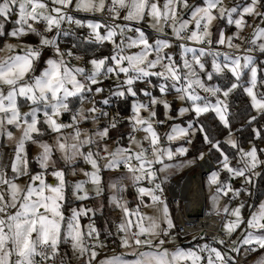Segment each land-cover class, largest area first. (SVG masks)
I'll use <instances>...</instances> for the list:
<instances>
[{
    "label": "snow or ice",
    "instance_id": "obj_1",
    "mask_svg": "<svg viewBox=\"0 0 264 264\" xmlns=\"http://www.w3.org/2000/svg\"><path fill=\"white\" fill-rule=\"evenodd\" d=\"M80 13L97 18H77ZM145 22L154 36L142 30ZM228 28L234 30L225 35ZM246 28L252 29L247 39ZM61 35L76 37L71 47L61 45ZM243 44L248 46L241 53ZM133 48L138 50L128 51ZM0 52L5 53L0 57V137L3 145L15 141L10 152H0V264H241L233 254L254 253L259 255L252 264H264V198L247 203L258 180L264 181V147L257 143L264 141V123L257 124L264 120V75L259 74L264 72L259 59L264 56V0H232L230 5L163 0L162 6L158 0H0ZM186 53H192L190 59ZM206 57H211V71ZM216 78L222 82L208 83ZM112 79L110 96L126 102L142 92L147 102L133 99L127 116L119 106L112 115L98 108L97 103L111 102L104 92L105 81ZM153 88L161 95H153ZM170 90L182 102L178 108L166 98ZM237 94L248 98L243 111L233 108ZM64 113H70V123L58 121ZM84 122H91V129L82 128ZM234 123L251 129L254 138L247 148L234 137L240 130ZM125 124L127 146L121 147ZM165 126L163 135L158 133L157 127ZM137 132L143 133L140 139ZM50 133L51 142L44 140ZM164 141L180 144L173 148ZM26 144L38 149L31 158L35 170ZM81 160L91 170L79 168ZM207 160L216 165L205 183L211 210L220 217L219 235L204 243H199L203 236H194L195 248H181L173 244L177 224L165 185L176 172ZM77 171L87 179L70 183L68 175ZM89 183L91 190L85 188ZM105 184L111 190L107 204L120 210L118 218L104 215V203H83L101 197ZM129 187L138 201L134 208L119 195ZM74 200L79 207H71ZM97 213L103 217L99 225L92 219ZM82 217L88 223L82 225ZM109 241L132 249L135 259L107 254Z\"/></svg>",
    "mask_w": 264,
    "mask_h": 264
},
{
    "label": "rangeland",
    "instance_id": "obj_2",
    "mask_svg": "<svg viewBox=\"0 0 264 264\" xmlns=\"http://www.w3.org/2000/svg\"><path fill=\"white\" fill-rule=\"evenodd\" d=\"M224 2H225L226 5H230L231 2H232V0H224ZM158 3L162 6V4H163V0H158ZM79 15H81V17L77 16V18H81V19H84V20H90V19H93V20H94V19L97 18L94 14H90V13H80ZM184 18H187V17L185 16ZM215 23H216V22H214V24H215ZM252 23H253L252 20L249 19V24H252ZM62 27H64V28H68L69 25H68V24H64V25H62ZM141 27H143L142 30L145 31L146 34H148V35H150V36H154V35H155V33L153 32V30H152L150 27L147 26V22H145L144 24H142ZM190 27H192V25H190ZM212 30L215 31V28L213 27ZM233 30H234V28H228V29L226 30V32H225V35L230 34ZM166 31H167L168 33H170L171 30H170V29H166ZM251 31H252L251 28H246V29L244 30L243 35L245 36L246 39L250 37V33H251ZM168 38L171 39V36L169 35ZM116 39H117V42H119L118 37H117ZM30 42L35 43V38H34V37H31V38H30ZM234 42H236V43H240V41H238V40H235ZM186 43H188L189 46H191V47H195V48H198V47H200V46H203V47H206V48L209 47V45H207V44H204V45H196V44L193 43V42H186ZM214 46H215V47H214ZM247 46H248L247 44H243V45H242L241 53L243 52V48H244V47H247ZM211 47L218 49L220 52L233 51V50H231V49H228L226 46L212 45ZM137 50H138V49L133 48V49H129L128 51L133 52V51H137ZM165 51H169V50H165ZM171 52H172V54H173V58H174L175 60H179V51H178V49H177L176 47H173V48L171 49ZM252 54H253L254 56L258 55L257 53H252ZM4 55H5L4 52H0V57H3ZM51 55H52V53L49 51V52L47 53L45 59H46L47 57L51 56ZM185 55H186V58H189V59H190L191 56H192V53H186ZM150 58H151V57H150ZM202 59H207L208 64H207V69H206V70H207V71H211V57H206V58H202ZM259 59H260V60H264V56H261ZM219 60L222 61V60H223V57H222V56L219 57ZM73 62H74V63H73ZM71 63H72V64H77L78 62L75 61V60H72ZM259 74L264 75V72H261V73H259ZM202 79L207 80L206 76H205V77H202ZM106 81H107V83H108L109 86L112 85V84H114V82H115L114 79H112V80H106ZM106 81H105V82H106ZM221 82H222V81H221V79H219V78H216V79H214V80H212V81H208V83H213V84H220ZM137 83H139V82H137ZM142 86H143V85H142ZM151 91H152L153 95H156V96H160V95H161V94L159 93V89H158V88H153V89H151ZM197 91H198L199 94L202 95V96L207 95L206 93H203V92H202L201 90H199V89H198ZM143 95H144V94H143ZM243 95H244V94H243ZM107 96H110V95H107ZM174 97H175V93H174L172 90H170L169 93L166 95V98L172 103L173 107L178 108V107L181 105L182 102L179 101V100H175ZM244 97H245L246 100L248 101V98L246 97V95H244ZM96 98L99 99V100L101 99V97H96ZM133 99H135V100H139V101H142V102H147V98H146V97H145L144 99H142V98H138V97L132 98V100H133ZM209 99L214 100V98H212V97H209ZM132 100L130 101V105H131V103H132ZM248 102H249V101H248ZM76 106H79V105L77 104ZM87 106H88V105L85 104V107H87ZM161 108H162V106H161ZM26 110H27V106L22 107V109H21V111H26ZM112 114H113V113H111V115H112ZM252 114H253V115L255 114V111H254V110L252 111ZM38 115H41V116H42V114H40V113H38ZM142 115H146V113H142ZM161 118H162V117H161ZM58 121H59V122H64V123H70V122H71V121H70V113H64V114H62V115L58 118ZM174 122H175V123H180V121H179L178 119H177L176 121H174ZM103 123H104V118L101 117V119H100V124L103 125ZM241 123H242V122H241ZM181 126H184V125L181 124ZM42 127H43V126H42ZM81 127H82V128L91 129L92 125H91V122H84V123L81 124ZM233 127H234L235 129H240V124L233 125ZM244 129H246V128L240 129L239 131H234V133H233L234 137H236V138L238 139V134H239V132H241L242 130L244 131ZM249 129H250V128H249ZM166 130H167V126H165V127H157V131H158V133H160L161 135H163V133H164ZM250 130H251V129H250ZM68 131H71V129L65 130V132H68ZM16 135L18 136L19 134L17 133ZM52 135H54V134L50 133L49 135L44 136L43 139L46 140V141L51 142V141H50V136H52ZM142 135H143L142 132L139 133L138 136H137V139H140ZM126 138L128 139V137H126ZM222 138H223V137H221V139H222ZM252 138H254V137H252ZM127 139H125V141H123V142L121 143V147H125V146H127ZM238 140H239V139H238ZM240 141H241V140H240ZM247 141H248V140H246V141L243 142V146H244L245 148H247V147L249 146V145L247 144ZM14 143H15V141H9L7 145H3V138L0 137V145H3V146H0V152H4V151H8V152H10V151H11V147H12V145H13ZM108 143H109V147H110V149L115 147V145L112 143V141H109ZM257 143H258V146H259V147H264V141H257ZM164 144H165V146H171V147L174 148V147H176V146H179L180 141H175V142H173L171 145H168V144H167V141H164ZM26 151H27L28 156H29V160H30V163H31V167H32L33 170H35L38 166L36 165L35 161L32 160L31 158L37 153L38 149H37V147H36L35 145L26 144ZM262 158H264V157H262ZM5 159H6V157H5ZM211 163H212V162H211ZM211 163L207 160V161H205L203 164L199 165V166H198L197 168H195V169H192V168L195 167V166L191 167L190 169H189V168L183 169V170H181V171L176 172L175 175L172 176V177H175L174 179H176V182H177V180H179L180 178L184 177L185 175L187 176V178L192 177V175H198L199 178H200V180H201V182H202V185H203L204 194L206 195V208H207L208 211H210L213 215H215V214L212 212V210H211V206H210V203H209L208 200H207V197L209 196V189L207 188L206 183H205V181H206V179H207V175H208L210 172H209L208 174H206V173H207V172L213 167V165H212L213 163H212V164H211ZM233 163H234V161H233ZM78 167H79V168H84L85 170H91V169H90V166L87 165V164H85L82 160L78 162ZM157 167H158V166H157ZM205 174H206V175H205ZM204 175H205V176H204ZM105 178H107V174H106V177H105ZM47 179H48L49 181H51L53 178L49 176V177H47ZM67 179H68V181L71 183V182L76 181V180H82V179H87V178L84 177L82 173H80L79 171H77V174H76L75 176L69 174L68 177H67ZM26 180H27L26 177H25V178H22V179H20V180L18 181V183L23 184ZM176 182H175V183H176ZM258 182H259V180H258ZM258 182H257V183H258ZM35 183L38 184V182H35ZM125 183H128V182H125ZM175 183H174V184H175ZM234 183H235V185H236L237 187L240 186V182H239L238 179H237L236 181H234ZM168 184H169V183H168ZM168 184H167V185H168ZM174 184H173V185H174ZM145 186H147L146 183H145ZM169 186H170V185H169ZM85 188L88 189V190H91V185H90V183H89V184H86V185H85ZM168 188H169V187H168ZM254 192H255V196H253L252 198H250V199L247 200V203H248V204L258 203V200L256 199V198H257V194H256V193H257V188L254 189ZM105 194H107V196L111 195V190L107 187V184H105V191H104V193L102 194V196L105 195ZM167 194H168L169 197L167 196ZM164 195H165V197H166V200H167L168 204L170 205V213L174 216V215H175V214H174V213H175V209L173 210V213H172V212H171V210H172V205H171V202H169V198H170V200H172L173 198H172V196L169 195L168 189H167V193L165 192ZM102 196L99 197V198H96V200H94L93 202H92V201H89V199H88V200L84 201L83 203H84V205H86V206H88V207L98 206L99 203H103V198H102ZM263 198H264V197H263ZM90 199H92V198H90ZM126 200H127V199H126ZM225 202H227V201H226V200H222L221 203L223 204V203H225ZM80 204H81L80 201L74 200L73 203L71 204V207H79ZM108 207H110V206H108ZM63 211L65 212V215L68 214V212H67V207H64V208H63ZM141 211H143V212H145V213H147V214H153V210L150 209V208H142ZM116 213H117V214H116ZM116 213H114V217H116V215L119 217V215H120V210L117 209V212H116ZM248 213H249V210L246 208V209L244 210V214H245V216L248 215ZM89 215H91V214H89ZM118 217H117V218H118ZM93 218H94V216L92 217V219H93ZM86 220H87V217H82V218H81V223H82V225L88 223V222H86ZM204 242H207V241H205V240H203V241L200 240V241H199V243H204ZM197 243H198V241L194 240L193 237H191V238H187V239H181V240H179V237L177 236V237L174 239V241H173V244H175V245H179V247H181V248H185V249H187V248H189V247L195 248V246L197 245ZM166 246L171 248L173 245H172V244H169V245H166ZM61 247H62V249L67 248V249L70 251V245H63V244H62ZM120 249H121V248H120ZM108 250H109V248L106 249V253L108 252ZM114 252H115L116 254H121V253H123V254H124V259H126V260L131 261V260L135 259V257L131 254V253H132V249H121V250H115ZM110 254H112V253H110ZM110 254H109V255H110ZM102 255H104V253H102ZM258 255H259V253L252 254V255H251V258H250V261H249L247 264H252V262L255 261V260L257 259V256H258ZM242 256H243V255H242ZM70 264H76V261H70Z\"/></svg>",
    "mask_w": 264,
    "mask_h": 264
},
{
    "label": "trees",
    "instance_id": "obj_3",
    "mask_svg": "<svg viewBox=\"0 0 264 264\" xmlns=\"http://www.w3.org/2000/svg\"><path fill=\"white\" fill-rule=\"evenodd\" d=\"M79 17H81V15H78ZM9 28H10V25H9ZM77 32V35H79V30H76ZM76 37L73 36V35H69L67 37H64L61 35L60 37V42H61V45L64 46V45H67L68 47H71V44L75 41ZM215 47V46H214ZM105 51H107V49H105ZM152 80L155 82L156 81V78L153 77ZM138 86H142L141 82L137 83ZM108 83L107 81L105 82V87H106V90H107V87H108ZM104 92V96H107L109 95L108 92ZM109 98V100L111 101L109 104L107 105H104V104H101L99 103V105L106 111V109L108 110L109 114L111 115V113H115L117 111V108L119 106V109L121 111V114L123 116H127L130 114V111H131V108H130V101L132 100V98H129L126 102L118 97H115V96H107ZM138 98H142L144 99L145 96L143 95L142 92L138 93L137 95ZM234 100V103H233V108H237L239 107L242 111L245 109V106L246 104H248V101L246 100V98L244 97L243 94H237L235 97L232 98ZM103 118V117H102ZM242 121H240L241 123ZM240 123H234L233 125H237V124H240ZM261 123H264V120H258L257 121V124H261ZM121 129L124 133V137H123V141H125V139H127V132H128V129L126 127V124L125 125H121ZM253 137V134L251 132V130L249 128H246L244 129V131L242 130L241 132H239L238 134V139L241 140L242 142L250 139ZM196 146L197 147H200V142L199 140L196 141ZM210 162V160H208ZM212 163L215 165V163L212 161ZM216 167V165H215ZM175 177H171L170 178V182L171 180H173ZM170 182L168 185H165V192L167 193V189L170 185ZM262 193H264V181H260L258 182V186H257V200L258 198H263L264 196H262ZM134 194H135V190L132 189L131 187H129L126 191V195H125V198L128 200L129 202V207H136L138 201L134 200ZM168 196V194H167ZM107 194L103 195L102 198H103V203L105 204V208H104V215L106 216H110L112 218H117L118 216L116 215V217H114V213L117 212V209H115L114 211L112 210V207H108V204H107ZM169 197V196H168ZM147 199L148 198H145V202H147ZM96 200V198H92V199H89V201H94ZM169 202H171V205H172V210L171 212L173 213V204H172V201L170 200L169 198ZM117 214V213H116ZM93 220H96L97 221V224H101L103 223V217L100 216L99 213L96 214V216H94ZM86 222H88V219L86 220ZM179 237V240L181 239H187V238H191V237H187V238H184V237H181L179 235H177ZM207 242H209L208 240L206 239H203ZM201 240V241H203ZM197 241V240H196ZM108 252L107 254H110V253H113L114 249L117 248L119 249V247H117L116 245H114L113 243H111V241L108 242ZM256 254V253H254ZM240 255V254H239ZM251 255L250 254V257H249V260L247 262H245V264H247L249 261H250V258H251ZM242 256V255H241ZM245 256V255H243ZM247 256V255H246Z\"/></svg>",
    "mask_w": 264,
    "mask_h": 264
},
{
    "label": "built area",
    "instance_id": "obj_4",
    "mask_svg": "<svg viewBox=\"0 0 264 264\" xmlns=\"http://www.w3.org/2000/svg\"><path fill=\"white\" fill-rule=\"evenodd\" d=\"M70 27H72V26H69L68 28H70ZM68 28H66V29H68ZM142 29H143V27H142ZM128 35H134V33H128ZM106 92H108V91L106 90ZM97 100L99 101V99H97ZM96 106L98 108H102L99 105V103H97ZM106 111H108V110L106 109ZM139 133H141V132L135 133L136 137L138 136ZM210 163H211V161H210ZM212 165H213V167L206 174H208L211 170L215 169V165L214 164H212ZM175 182H176V179L171 180L170 186L168 188L169 195L172 196V198H173L171 200L172 204H173V210L175 209L174 217H175V223L177 224V228H176L175 232L179 236L184 237V238L194 237V236H203L206 240L211 241L213 235H217V236L219 235V232L217 231V229L220 225V217L213 215L210 211H208V209L206 208V204H205V209L209 212V217L207 219L204 220L201 218L200 211H199V213H196L195 215L187 216L184 219L180 218L179 212H178V210L180 209V201L176 199V196H174L175 194L173 192V184ZM203 193H204V190H203ZM119 195H123L125 198L126 192L123 194H119ZM205 197H206V195H205ZM205 203H206V200H205ZM197 225H201L202 227L199 228V227H197ZM115 250H121V249L115 248L114 251ZM233 255H237L239 257V259L241 260V264H245V262H247L249 260V257H250V254L247 256L246 255L241 256L239 254H233Z\"/></svg>",
    "mask_w": 264,
    "mask_h": 264
},
{
    "label": "bare ground",
    "instance_id": "obj_5",
    "mask_svg": "<svg viewBox=\"0 0 264 264\" xmlns=\"http://www.w3.org/2000/svg\"><path fill=\"white\" fill-rule=\"evenodd\" d=\"M173 192L176 199L180 201L178 210L180 218L184 219L187 216L195 215L199 211L202 219L205 220L209 217V212L205 209L206 197L203 193V185L198 175H192L190 178L185 175L177 180L173 185ZM197 227L201 228L202 226L197 225Z\"/></svg>",
    "mask_w": 264,
    "mask_h": 264
},
{
    "label": "water",
    "instance_id": "obj_6",
    "mask_svg": "<svg viewBox=\"0 0 264 264\" xmlns=\"http://www.w3.org/2000/svg\"><path fill=\"white\" fill-rule=\"evenodd\" d=\"M195 168H197V166L193 167L192 169H195ZM205 175H206V174H205Z\"/></svg>",
    "mask_w": 264,
    "mask_h": 264
},
{
    "label": "crops",
    "instance_id": "obj_7",
    "mask_svg": "<svg viewBox=\"0 0 264 264\" xmlns=\"http://www.w3.org/2000/svg\"><path fill=\"white\" fill-rule=\"evenodd\" d=\"M211 161V160H210ZM212 162V161H211Z\"/></svg>",
    "mask_w": 264,
    "mask_h": 264
}]
</instances>
